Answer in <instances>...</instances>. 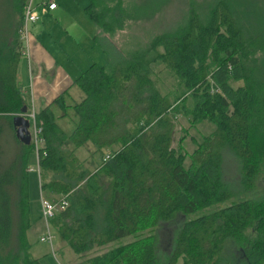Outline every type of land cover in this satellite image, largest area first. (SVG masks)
Returning a JSON list of instances; mask_svg holds the SVG:
<instances>
[{"label": "trees", "instance_id": "trees-1", "mask_svg": "<svg viewBox=\"0 0 264 264\" xmlns=\"http://www.w3.org/2000/svg\"><path fill=\"white\" fill-rule=\"evenodd\" d=\"M26 2L0 0V264H41L28 233L33 147L13 125L26 103L17 81ZM141 10L125 0H89L83 11L108 62L92 63L74 79L81 101L67 105L62 94L54 100L69 130L50 106L37 111L46 141L40 189L51 200H67L51 228L80 259L75 264H237L227 254L232 246L244 252V264H264V198L175 221L235 197L221 178L225 148L239 161L241 192L257 191L264 167V6L240 12L232 0H216L207 15L192 8L178 31L124 53L111 36ZM157 63L176 80L173 88L157 86ZM178 116L214 125L189 155V166L181 147L172 146ZM88 147L92 158L101 154L89 165L81 157ZM162 222H176L164 256L155 234L100 250Z\"/></svg>", "mask_w": 264, "mask_h": 264}, {"label": "rangeland", "instance_id": "rangeland-1", "mask_svg": "<svg viewBox=\"0 0 264 264\" xmlns=\"http://www.w3.org/2000/svg\"><path fill=\"white\" fill-rule=\"evenodd\" d=\"M53 1L56 3L58 10L54 12H49L46 10L44 4L46 2ZM131 3L138 4L142 7L140 13L136 15L134 20L128 22V25L122 29L118 30L111 36L113 44L116 45L124 53L130 51H135L142 49L152 41L156 36L178 31L182 26H184L188 12L195 8L201 15H207L212 8L216 0H125ZM235 5L236 10L242 12L246 6L249 7L252 12V6L257 7L264 6V0H232ZM89 3V0H33L34 10L40 17L37 23H32L29 25L30 36L37 35V30L34 28L37 24L42 26L45 33H49L50 40L54 44V48L63 51V59L67 57L72 59V56L77 61V64L70 62L74 69L68 67L70 74L73 78H76L82 71L86 70L92 63L97 65H106L108 62V57L106 53L94 43L93 36L97 32L95 24L86 16L83 8ZM44 12L41 14V10ZM46 14V17L43 15ZM59 14L60 16H58ZM62 14V15H61ZM241 14V13H240ZM48 15V16H47ZM245 17V16H244ZM245 17V21H246ZM254 16H250V21L253 23ZM43 23H45L43 25ZM57 43V46L55 45ZM52 47V48H53ZM67 54H66V53ZM59 53V52H58ZM77 55V56H76ZM26 59L21 58L19 66L22 64L26 65ZM28 62V61H27ZM75 64V65H74ZM24 65V66H25ZM66 66V65H65ZM154 75L153 79L158 80L157 86L166 87L169 90L175 86L176 80L172 77L171 73L167 71L163 64L157 63L153 67ZM34 70V69H33ZM71 70L74 72L71 73ZM34 73V72H33ZM240 83H235L234 85H239ZM29 90L24 93V98L29 101ZM31 96V95H30ZM84 97V93L76 85L69 90V95L66 96L68 102L81 101ZM191 105V101H189ZM35 106V105H34ZM189 119L178 116L176 120V127L173 132L172 146L182 149V152L186 154L184 164L189 166L190 157L189 155L198 147L202 142L203 138L214 130V125L207 120L200 122H193ZM62 126L69 130L71 125L69 121L65 120ZM9 132L12 137L10 130H7L5 135ZM9 136V135H8ZM10 139V145L13 146L12 139ZM182 138V139H181ZM6 145L5 147H11ZM88 149V150H87ZM83 149L81 157H87L88 165L91 164V160L99 158L101 156L98 153L95 158H92L91 152L92 148L88 147ZM34 154L30 155L28 166H35ZM221 178L222 181L235 191V197L230 200L218 203L208 209H200L186 216L178 214L176 222H183L186 220L194 219L203 214L210 213L221 207L227 206L232 203H237L245 199H249L252 196H256L258 199L264 198V167L262 172V178L259 179L258 188L255 194L241 192L239 186L240 173H239V161L232 151L228 148L223 150V161L221 166ZM38 181V174L35 171L28 172V191H29V215L34 226L29 230V238L33 245L31 247V253L35 257H39L41 264H75L80 261L79 258L65 245V243L60 239V237L55 234L53 247L47 243H42L37 239L39 230L35 228L39 225V213L40 211V186ZM49 197L48 195L44 194ZM176 222H162L157 227L151 230L147 229L141 231L136 236H127L113 241L100 250L110 249L121 244H125L135 240L136 238L148 237L155 234L158 239V250L161 255H166L170 252L171 244L173 242L174 234L176 231ZM42 234V232H40ZM41 236V235H40ZM39 236V237H40ZM246 253L249 254L248 244L244 245ZM57 249H61L64 256L58 254ZM92 254V253H91ZM227 254L232 261L237 264H244L247 261L244 252L238 246H232L227 249ZM246 258V259H245Z\"/></svg>", "mask_w": 264, "mask_h": 264}, {"label": "crops", "instance_id": "crops-1", "mask_svg": "<svg viewBox=\"0 0 264 264\" xmlns=\"http://www.w3.org/2000/svg\"><path fill=\"white\" fill-rule=\"evenodd\" d=\"M35 10L34 12L38 16ZM46 10L49 12H54L58 10V7L56 5L53 10L47 8ZM43 12L44 10L42 9L41 14ZM57 15L60 16L59 14ZM43 17H46V14L43 15ZM39 20L40 17H38L37 21ZM37 21L35 23H37ZM44 24L45 23H43V25ZM34 28L37 30V35L33 34V36H30V67L28 66L27 61L26 65L22 64L21 66H18L17 81L20 85L23 96L24 93L27 92V90H29V93L31 95H29V101H26L25 99L26 104H29L33 100L37 111L50 106L55 116L57 117L58 124L61 125L62 120H64V118L61 117L63 115V112L61 108L56 103H54V100L62 94L65 104L70 105L77 103V101L74 100H72V102H68V99L66 98V96L69 95V90H71V88L75 86L73 85L74 79H76L80 75L79 74L76 78L72 77V74H70L68 67L74 69V71L77 67L75 66L74 68L69 63L75 62L77 64V61L73 56L72 59L68 58V54L66 52L65 53L67 54V57L63 59V51H61L60 49H56V47H53L54 42L52 43V40H50L51 35L49 33H45V30L42 28V26L37 27L36 24ZM55 45L57 46V43ZM74 71L71 70V73H73ZM38 213L39 225L35 228L40 229L39 231L43 233L44 223L40 218L39 210ZM33 227L34 226H32L31 229ZM40 232L37 236L38 240L39 236L42 235Z\"/></svg>", "mask_w": 264, "mask_h": 264}, {"label": "built area", "instance_id": "built-area-1", "mask_svg": "<svg viewBox=\"0 0 264 264\" xmlns=\"http://www.w3.org/2000/svg\"><path fill=\"white\" fill-rule=\"evenodd\" d=\"M44 6L47 9L53 10L56 7V4L53 1L46 2ZM38 20V16L34 12L33 0H27L24 7V17L23 22L21 24L19 30V40L21 43L22 56L28 62V66L30 67V57H29V41H30V33H29V25L35 23ZM19 115L24 116L29 121V136L30 143L33 147V154L35 158L36 165L35 166H27V171L32 172L35 171L38 174V181L40 186V174H41V165L40 159L41 156H46V141L43 136V129L37 123V110L34 106L33 100L27 104V111L25 113H17ZM108 158V155L105 156L104 160ZM40 192V218L44 223V231L40 236L39 240L42 243H47L51 249L53 247V242L55 235L53 233V229L50 225V220L54 217L57 211L64 210L67 206V200L62 196L56 200H51L46 197L44 193L39 189Z\"/></svg>", "mask_w": 264, "mask_h": 264}, {"label": "water", "instance_id": "water-1", "mask_svg": "<svg viewBox=\"0 0 264 264\" xmlns=\"http://www.w3.org/2000/svg\"><path fill=\"white\" fill-rule=\"evenodd\" d=\"M27 111V104H23L20 113ZM13 125L16 128V135L24 144H30L29 121L22 115L16 114L13 118Z\"/></svg>", "mask_w": 264, "mask_h": 264}]
</instances>
